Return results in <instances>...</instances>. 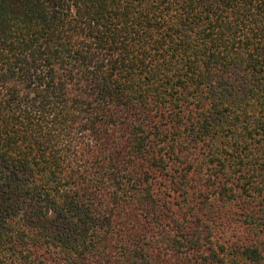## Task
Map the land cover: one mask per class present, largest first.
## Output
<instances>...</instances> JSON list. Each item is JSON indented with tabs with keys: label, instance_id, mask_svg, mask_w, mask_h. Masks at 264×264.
Here are the masks:
<instances>
[{
	"label": "trees",
	"instance_id": "obj_1",
	"mask_svg": "<svg viewBox=\"0 0 264 264\" xmlns=\"http://www.w3.org/2000/svg\"><path fill=\"white\" fill-rule=\"evenodd\" d=\"M0 264H264V0H0Z\"/></svg>",
	"mask_w": 264,
	"mask_h": 264
}]
</instances>
